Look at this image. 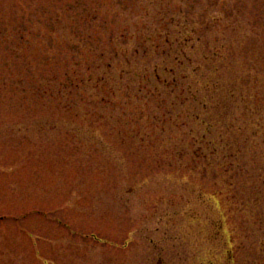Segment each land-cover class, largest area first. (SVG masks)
<instances>
[{"label": "rangeland", "instance_id": "rangeland-1", "mask_svg": "<svg viewBox=\"0 0 264 264\" xmlns=\"http://www.w3.org/2000/svg\"><path fill=\"white\" fill-rule=\"evenodd\" d=\"M214 2L0 0V264H264V129L194 160L215 82L264 122V0Z\"/></svg>", "mask_w": 264, "mask_h": 264}, {"label": "trees", "instance_id": "trees-1", "mask_svg": "<svg viewBox=\"0 0 264 264\" xmlns=\"http://www.w3.org/2000/svg\"><path fill=\"white\" fill-rule=\"evenodd\" d=\"M223 2V0H220ZM219 3V0H215L213 3L214 6L217 7ZM222 15H214L212 17V20L216 23H222L223 22ZM187 22V21H186ZM185 28V31H187L188 34H191L192 32H195L194 29ZM186 33V34H187ZM184 35V32H182ZM88 40L91 39V35H89ZM222 47V45H221ZM223 47H225L223 45ZM217 48V49H216ZM219 47H212L213 56L207 57L206 59H213L215 65L216 71L219 70V67L222 65L221 59H223L224 55L223 52H218ZM219 63V65H218ZM159 76V75H158ZM102 79H98L96 81L100 82ZM84 81V80H82ZM95 81V78H90L89 82L92 83ZM95 81V82H96ZM64 84V83H61ZM75 85L76 87L80 86V83H75V80H71V86ZM215 89H207L208 93V99L207 103H205V106L207 108V112L212 111L216 115H218L221 119V121L216 120L215 122L212 119L205 120L206 129L204 134L201 136V142L199 143V147H197L194 152L196 162L195 164L203 166L206 164L210 169H218L220 170L218 176L222 180V182H225V178L227 179L226 188L228 189L231 186H236L237 183L239 184V181L236 183L232 180H229V176L232 174L231 172L234 171V168H236V162H238V165L241 167L242 173L246 170V163L243 162L242 166L240 163V159L237 157L238 154L244 153V146L239 143V140L236 139L235 136H239L240 131H246L251 130L254 131V136H256L257 131L264 129V122L261 121L259 116L258 108L255 107H248L243 108V110L240 109L239 105L237 106L240 111V115L238 111L236 113H233V118H230L229 116L232 114L230 112L231 105L228 101V98L226 97V100L224 103H219L217 101L218 96L216 99L214 98L213 91L219 95L220 92V86L221 81H217L214 84ZM68 87V85L66 86ZM73 87V86H72ZM62 91V90H61ZM215 94V95H216ZM231 94L234 95V91L231 90ZM210 102V103H209ZM264 113V109H261ZM214 132H218V135L212 136ZM251 135L247 136V139H250ZM255 140H251V142L254 143ZM262 141H264V137L262 138ZM206 145V148H205ZM240 145V146H239ZM239 146V147H238ZM217 153H221L222 159L221 163L222 167L218 166L219 161H216V159H219V156H217ZM211 155V156H210ZM216 157V159L214 158ZM264 157V156H263ZM229 160V161H228ZM264 163V161H261ZM250 178V177H249ZM260 179L264 181V178L260 176ZM225 189L222 186V188L217 192L219 194H222V202H227L229 199L228 193L225 194ZM234 198V197H232ZM2 220V218H0Z\"/></svg>", "mask_w": 264, "mask_h": 264}]
</instances>
